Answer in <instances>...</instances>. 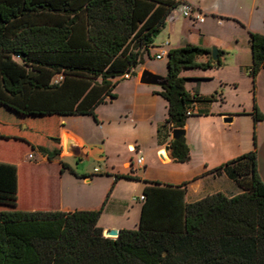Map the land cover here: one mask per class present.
<instances>
[{
  "label": "trees",
  "instance_id": "obj_1",
  "mask_svg": "<svg viewBox=\"0 0 264 264\" xmlns=\"http://www.w3.org/2000/svg\"><path fill=\"white\" fill-rule=\"evenodd\" d=\"M181 0H0V109L17 119L91 116L116 98L118 79L133 72ZM254 123L264 119L255 100L264 67V34L250 32ZM211 50L188 44L168 52L162 128H184L187 110L210 97L191 94L182 72L223 65ZM204 58V59H203ZM58 142V139H55ZM48 159L61 152L49 150ZM178 162L191 160L185 135L171 138ZM253 148L224 171L241 192L185 199L180 185L144 180L139 224L107 237L100 209L0 210V264H264V181ZM63 167H68L63 163ZM69 168V167H68ZM74 172L72 169H70ZM81 177H87L82 175ZM139 180L127 173L115 180ZM104 206V205H103Z\"/></svg>",
  "mask_w": 264,
  "mask_h": 264
},
{
  "label": "crops",
  "instance_id": "obj_2",
  "mask_svg": "<svg viewBox=\"0 0 264 264\" xmlns=\"http://www.w3.org/2000/svg\"><path fill=\"white\" fill-rule=\"evenodd\" d=\"M181 1L201 13L204 20L185 17L183 4L173 9L165 27L156 36L154 45L144 53L142 63L134 68L132 77L118 79L114 89L116 98L97 107L98 122L91 116L82 115L75 116L79 119L71 120L66 119L70 116L47 119L51 122L44 129L52 127V149L61 148V152L52 160L48 159V153L38 149L41 155L36 161L31 160L34 156L27 159L26 156L19 157L15 153H0V210L73 211L102 208L98 224L103 232L111 228L119 231L133 229L139 224L145 201V198H141L147 186L144 180H158L173 185L187 182V202H195L217 192L226 196L240 193L241 188L224 171L215 169L252 150L254 132L257 136L258 171L264 181V119L255 124L251 115L254 93L250 76V32L264 34V0ZM166 41L169 42L168 49L194 44L209 50L216 47L218 51H223L221 67L182 72L183 76L190 79L186 83V89L191 94L198 93L201 97L212 98L211 101L197 102L194 113L186 119L185 138L191 152V160L187 162H178L174 151L169 148L172 137L168 130L164 129V133L158 135V140L147 147L140 146L137 140L126 142L121 130H115L131 124L136 127L139 124H150L157 128L164 124L167 101L157 93L162 87L141 82L140 79L144 70L166 76L167 72L153 64L155 53ZM165 57L167 62V55ZM255 100L264 114V67L256 76ZM226 117H231L232 120L225 121ZM8 121L11 127L21 128L26 119L8 116ZM106 126L110 128L106 130ZM23 135L20 131L0 130V142L14 140L34 147L40 145ZM65 136H70L77 144V150L73 153L64 150ZM108 139L120 142L122 150L119 155L124 157L122 167L114 164L115 161L108 160L112 155L109 151H105V168L98 173L86 170L80 172L65 157L73 154L81 162L104 149L97 147V144L103 141L101 145H106ZM133 147L138 154L136 157L130 153ZM103 153L104 151L102 157ZM140 155L144 157V164L136 163V168L135 162ZM63 163L69 168L63 167ZM43 164L54 167L53 178L33 170ZM127 173L141 179L115 180L116 174ZM82 175L87 177H81ZM103 175L113 178L109 196L105 190L112 184L102 181L104 186L99 189L97 186L101 181L94 179ZM116 188L129 190L133 194L130 196L122 191L115 194L113 189Z\"/></svg>",
  "mask_w": 264,
  "mask_h": 264
},
{
  "label": "rangeland",
  "instance_id": "obj_3",
  "mask_svg": "<svg viewBox=\"0 0 264 264\" xmlns=\"http://www.w3.org/2000/svg\"><path fill=\"white\" fill-rule=\"evenodd\" d=\"M165 59L166 57L162 60L154 59L153 64L157 68H160L161 70L167 72V62ZM137 69H139V67ZM160 111L162 112V110ZM165 114H166V110H165ZM56 117L57 116L46 117L42 119H27L24 122V125L21 128L20 127L18 128V127H11V125H9L8 114L4 113V111L0 109V130L9 131L10 129V130H13V132L20 131V134L23 133L24 134L23 136H25V138H28L29 140L34 141L40 145H43L49 150H52V146L50 143L51 142L50 139H52V137H50V134L52 132V127H48L45 130L44 126L51 122V120H47V119H55ZM66 119L71 120V119H79V118H76L75 116L73 117L70 116V117H67ZM108 128H110V126H106V130ZM115 130L116 132L121 130L120 133H122V136L125 137L126 142H131V141L135 142V140H137V142L140 143V146L142 147L153 145L158 140V137H159L158 135H161L165 131L162 128V126L157 128L155 125H150V124H146V126L139 124L138 127H136L135 124H131L129 126H124L123 128H120V127L116 128ZM151 131L154 133H152ZM101 135H102V132H100L99 136ZM190 139L195 141L193 137H190ZM102 142L103 141H99V144H97V147L101 146V148L103 147L104 149L102 150L100 149V151H97L96 154H92L91 156H89V158H86L82 160L81 162H80V159L77 158L73 154L71 156H65V157L68 160H70L73 163L74 168L79 170L80 172L81 170L93 172L94 167H98L99 169L105 168V164H106L105 162L107 161V158H106L107 155H105V151H109L112 155L109 157L108 160L115 161L114 164L122 167V162H123L124 157L122 155H119L120 150H122L120 142L118 140L114 141V140L108 139L106 145H101ZM53 143L55 142L53 141ZM166 146L168 145H165V147ZM103 151H104L103 153L104 157L101 156ZM0 153H15L19 155V157L26 156L27 159H30L28 154L31 153L34 156V158L31 159L33 161L38 160L41 155L36 147L31 146L30 144L26 145L23 142H18L14 140L0 142ZM130 153L134 155V157L138 155L136 153V150L131 149ZM126 155L128 156V154ZM157 156L160 157V154H158ZM36 168H33L35 172L46 173L48 174V176L52 178L55 176L54 167H52V165L43 164ZM136 168H137V164H136ZM129 170L130 169L128 168L127 171ZM94 179L99 182L101 181L100 183H98V186H97L99 189H102L104 186L102 181H108L109 184H112L111 186L108 187V189L105 190L106 194L109 196L112 191L113 178L106 177L105 175H103L102 177L98 176V177H95ZM131 184H134V183H131ZM121 191L124 192L125 194H130V196L131 194H133L131 193V191L126 190V189H119V188L113 189V192L115 194H118Z\"/></svg>",
  "mask_w": 264,
  "mask_h": 264
},
{
  "label": "water",
  "instance_id": "obj_4",
  "mask_svg": "<svg viewBox=\"0 0 264 264\" xmlns=\"http://www.w3.org/2000/svg\"><path fill=\"white\" fill-rule=\"evenodd\" d=\"M211 57L213 60L218 59L219 55H218V49L216 47H213L211 49ZM140 80H141V82H144V83L158 84L161 87L166 84V79L164 76H162L160 74L152 73L148 70H144L142 72V76H141ZM224 120L225 121H231L232 119H231V117H226ZM185 134H186L185 128H175L171 132V137L173 139H176V138H179L180 136H183ZM64 150L67 153H73L74 151L77 150V144L70 136H65ZM104 235L107 237L114 238V237H117L119 235V230L116 228H111V229L106 230L104 232Z\"/></svg>",
  "mask_w": 264,
  "mask_h": 264
},
{
  "label": "built area",
  "instance_id": "obj_5",
  "mask_svg": "<svg viewBox=\"0 0 264 264\" xmlns=\"http://www.w3.org/2000/svg\"><path fill=\"white\" fill-rule=\"evenodd\" d=\"M183 15L185 17H194L197 20L203 21L204 20V16L199 13L198 11H196L191 5H184L183 6ZM169 47V42L166 41L161 47L160 50L158 52L155 53V58L156 59H162L163 57H165L166 55H168V52L170 49H168ZM133 72H126L122 77L129 79L132 77ZM194 113V107H191L187 110V115H192ZM132 150H135V148L133 147ZM30 158L33 157L32 154L29 155ZM136 163L138 165H143L144 164V157L142 155L138 156L136 159ZM94 171L96 173L100 172L101 169H99L98 167L94 169ZM141 198L143 199L144 196H141Z\"/></svg>",
  "mask_w": 264,
  "mask_h": 264
}]
</instances>
